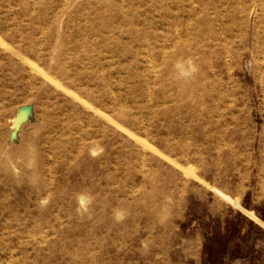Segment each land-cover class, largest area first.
<instances>
[{
  "label": "rangeland",
  "instance_id": "obj_1",
  "mask_svg": "<svg viewBox=\"0 0 264 264\" xmlns=\"http://www.w3.org/2000/svg\"><path fill=\"white\" fill-rule=\"evenodd\" d=\"M0 264H264V0H0Z\"/></svg>",
  "mask_w": 264,
  "mask_h": 264
},
{
  "label": "bare ground",
  "instance_id": "obj_2",
  "mask_svg": "<svg viewBox=\"0 0 264 264\" xmlns=\"http://www.w3.org/2000/svg\"><path fill=\"white\" fill-rule=\"evenodd\" d=\"M240 6H242V5H240ZM256 6V5H255ZM254 6V7H255ZM257 10V9H256ZM244 16V15H243ZM253 35H254V37H256V34H254L253 33ZM212 37H213V35H212ZM216 38V37H215ZM225 51L227 50V46H224V47H222ZM31 65V64H30ZM33 65V64H32ZM33 67V66H32ZM74 96V95H73ZM147 144V143H146ZM144 147H145V145H144Z\"/></svg>",
  "mask_w": 264,
  "mask_h": 264
}]
</instances>
